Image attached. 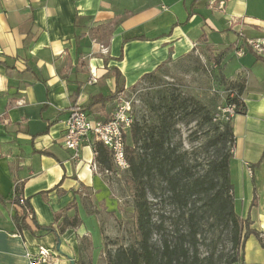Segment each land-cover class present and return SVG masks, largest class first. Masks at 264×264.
<instances>
[{"label": "crops", "instance_id": "1", "mask_svg": "<svg viewBox=\"0 0 264 264\" xmlns=\"http://www.w3.org/2000/svg\"><path fill=\"white\" fill-rule=\"evenodd\" d=\"M238 36L264 40V0H0V264H28L38 247L49 264L77 260L85 210L106 190L92 147L75 161L62 145L69 111L105 98L87 113L107 119L114 70L123 92L202 44L223 55V66L234 58L242 77L246 111L230 118L233 203L264 235V45L246 51ZM16 188L37 225L58 236L17 231ZM75 215L80 224L59 234L63 218ZM256 242L263 258L255 264H264Z\"/></svg>", "mask_w": 264, "mask_h": 264}, {"label": "trees", "instance_id": "2", "mask_svg": "<svg viewBox=\"0 0 264 264\" xmlns=\"http://www.w3.org/2000/svg\"><path fill=\"white\" fill-rule=\"evenodd\" d=\"M238 38L246 51L253 52L242 37ZM219 59L215 60L217 64ZM155 73L156 71L145 74L140 81L155 77ZM114 76L116 94L123 87L117 70H114ZM242 92L243 86L239 84L236 95L228 100V105H234V114H244L246 111L241 99ZM165 99L166 96H163L157 105L152 104L154 112H162L152 124L145 126L134 120L129 131L130 145L127 146V136H124L128 170L140 191L135 202L136 226L140 240L136 247L118 248L113 254L109 253L108 264L241 263L248 237L254 236L264 250V235L250 229L252 222L249 218H240L234 210L233 186L229 172L234 144L231 121L223 125L222 130L216 129L215 135L207 142V147L212 148L214 154L205 168L198 172L197 165L192 164L184 153L179 152V147L172 143L174 131L171 129L177 122L175 113L186 104V99L181 96ZM104 101L105 98H93L87 106L78 109L87 113L92 106L100 102L103 104ZM94 149L99 167L103 172H110L113 165L106 147L97 143ZM157 183L159 198L173 208L176 215L173 227H169L170 235L166 230L165 220L153 221L150 202L147 200L148 195L157 198ZM15 191L16 197L12 199V203L16 206L13 221L17 231L27 230L33 235L38 232H52L58 236L53 226L37 225L32 210L27 205H19L18 188ZM79 224L76 215L71 219L64 217L57 226L58 233ZM219 228L227 233L230 251L227 254H217L215 248H212L202 254L201 246L211 241L205 234L214 233Z\"/></svg>", "mask_w": 264, "mask_h": 264}, {"label": "rangeland", "instance_id": "3", "mask_svg": "<svg viewBox=\"0 0 264 264\" xmlns=\"http://www.w3.org/2000/svg\"><path fill=\"white\" fill-rule=\"evenodd\" d=\"M217 58H220L219 64L215 61ZM222 61L223 55L208 50L202 44L191 53L166 62L156 71L155 77L124 89L122 95L132 99L135 120L145 126L152 124L159 113L162 114L154 112L151 106L157 105L163 96H166L165 100L179 96L186 99V104L175 113L177 122L171 129L174 131L172 143L192 164L197 165L198 172L205 168L214 154L213 149L207 147V142L215 135L216 129L222 130L223 125L230 120L231 117L224 110L242 81L239 73L233 74L234 58L228 59V66H223ZM114 98L117 99L116 95ZM126 136L128 146L131 144L129 133ZM103 174L106 191L85 210L83 229L79 233L82 236L79 240V255L74 264H108L109 253L113 254L118 248L136 247L140 240L135 212L136 196L140 191L129 170L119 171L113 166L110 172ZM156 186L157 198L148 195L147 200L150 202L153 221L165 220L170 235L176 215L174 209L159 198V184ZM238 190L237 186L236 192ZM237 215L243 213L238 211ZM205 235L211 241L201 246L202 254L212 248L217 254L230 251L224 229L219 228ZM256 243L254 237L247 241L246 264H255V259L263 258L262 252L255 253V249H258Z\"/></svg>", "mask_w": 264, "mask_h": 264}, {"label": "built area", "instance_id": "4", "mask_svg": "<svg viewBox=\"0 0 264 264\" xmlns=\"http://www.w3.org/2000/svg\"><path fill=\"white\" fill-rule=\"evenodd\" d=\"M248 45L257 52H262L264 40L249 41ZM101 51L106 53L105 48ZM242 49H237V55H243ZM122 94H116L117 99H114V107L106 121L96 120L78 109L72 108L65 121V130L63 134V147L71 152V159L78 160L82 147H92L93 154L96 156L95 144L104 145L108 150L112 165L119 171L129 169V164L126 159L124 136L129 133L131 126L134 123V105L131 98L123 97ZM118 95V96H117ZM230 117L234 114V105H227L224 110ZM233 152V147L232 150ZM96 170V164L93 165ZM104 173H108L104 171ZM16 197V196H14ZM18 203L25 206L24 198L17 196ZM50 253L42 247H38L35 255L29 256L28 264H49Z\"/></svg>", "mask_w": 264, "mask_h": 264}, {"label": "water", "instance_id": "5", "mask_svg": "<svg viewBox=\"0 0 264 264\" xmlns=\"http://www.w3.org/2000/svg\"><path fill=\"white\" fill-rule=\"evenodd\" d=\"M71 264H74L73 262H71Z\"/></svg>", "mask_w": 264, "mask_h": 264}]
</instances>
